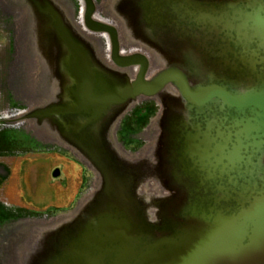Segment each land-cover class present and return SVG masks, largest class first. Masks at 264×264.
<instances>
[{"label": "water", "instance_id": "95a60500", "mask_svg": "<svg viewBox=\"0 0 264 264\" xmlns=\"http://www.w3.org/2000/svg\"><path fill=\"white\" fill-rule=\"evenodd\" d=\"M14 1L40 98L22 119L98 185L68 217L2 231L8 264H264V0H117L118 27L86 0L85 28L56 0ZM144 100L161 114L132 156L107 131Z\"/></svg>", "mask_w": 264, "mask_h": 264}, {"label": "rangeland", "instance_id": "374dc122", "mask_svg": "<svg viewBox=\"0 0 264 264\" xmlns=\"http://www.w3.org/2000/svg\"><path fill=\"white\" fill-rule=\"evenodd\" d=\"M6 3L7 0H0V141L1 138L7 137L13 140L14 137L16 143L12 144L11 148L15 153L7 152L3 157L11 159V164H15L16 169L19 168V164H24L29 173L31 167L41 174L39 173L35 178L34 186L37 185L36 190H38L36 194H31L26 189L19 193L20 197H16V202L25 201L22 202L23 204L10 202L0 204V236L2 231H6L11 226L14 228L15 224L46 222L65 215L68 217L98 185L96 174L81 157L55 140H53L55 143L49 140L45 142L41 139L42 132L35 121L22 119L31 108L26 103V96L19 97L13 89V84L20 85L22 79L15 82L13 77L20 75L22 78L19 69L26 71L27 68L24 56L21 63H18L19 57L21 58L19 41L21 39L24 41V38H21L17 19L4 9ZM104 17L108 19L110 16L104 15ZM14 71L18 72L15 74ZM159 111L161 106L158 103L153 101L143 103L123 123L119 138L124 142L125 150L132 156H137V152L142 153L153 142L152 135L146 136L145 132L148 130L156 132L154 123ZM24 165L20 167L22 172ZM56 169L61 171L59 178L53 177ZM3 188L4 186L0 185V202H6ZM8 260L6 253L0 251V264H8Z\"/></svg>", "mask_w": 264, "mask_h": 264}, {"label": "flooded vegetation", "instance_id": "af4514ba", "mask_svg": "<svg viewBox=\"0 0 264 264\" xmlns=\"http://www.w3.org/2000/svg\"><path fill=\"white\" fill-rule=\"evenodd\" d=\"M9 1V0H8ZM13 4H16V2L14 0H10ZM57 1V4L62 6L64 9L66 8V12H67V15L69 17V19H71V23H73L75 26H80L79 28H85V19H84V14L86 12V9H87V1L86 0H56ZM117 0H93V5H94V17L97 18V19H100L97 15H102L103 18L104 15H108L112 18L113 14H115V16L117 15V9L115 8V5H117ZM119 1V0H118ZM9 2V3H11ZM113 2V3H112ZM116 2V4H115ZM63 3V4H62ZM66 4L68 6H66ZM100 4V5H99ZM107 4V5H106ZM65 5V6H64ZM11 7H13L14 5L10 4ZM107 6V7H106ZM110 9H109V8ZM102 8V9H101ZM109 9V10H108ZM68 10V11H67ZM108 10V11H107ZM69 12V13H68ZM80 12V13H79ZM83 13V15L81 16V14ZM103 13V14H102ZM70 15V16H69ZM79 17V18H78ZM108 18V20L110 21L111 20V23L115 26L118 27L117 25V22L114 21V19L112 18ZM82 19V20H81ZM107 19V18H106ZM102 21H106L104 19H100ZM73 21V22H72ZM78 22V23H77ZM78 24V25H77ZM103 42V41H102ZM104 43V42H103ZM102 54L104 55L105 52H104V49L102 48ZM104 57H106L104 55ZM47 93H49V87L46 85L45 87ZM57 101H59L57 99ZM152 102L153 100H144V101H141L139 102L137 105H135L133 108H131L129 111L125 112L123 114V116L119 119L120 121L118 122L117 126L115 127V131H107V139H113L115 140L119 145H124V142L120 140L119 138V132L122 128V125L124 122H126V120L135 112L136 108L140 105V104H143V103H149V102ZM155 103H157L156 101H153ZM160 106V105H159ZM161 114V111H159L158 113V116ZM40 125L39 128L41 129L42 127V124H41V120H40ZM43 128V127H42ZM146 136L149 135L151 136V133L149 130L147 132H145ZM157 135V133H156ZM155 135V136H156ZM160 135V133H159ZM105 136H106V133H105ZM157 137H159L157 135ZM41 139H43L45 142V138L42 137ZM144 141V139H143ZM52 143H55L53 141H50ZM7 152H12V153H15V151H11V150H0V153H3L1 154L0 156H3L4 154H6ZM3 172V176H5V174L7 173L6 172V169L3 168L2 170Z\"/></svg>", "mask_w": 264, "mask_h": 264}, {"label": "crops", "instance_id": "0c3cea01", "mask_svg": "<svg viewBox=\"0 0 264 264\" xmlns=\"http://www.w3.org/2000/svg\"><path fill=\"white\" fill-rule=\"evenodd\" d=\"M10 165H12L11 159L0 156V185L4 186L3 193L6 198L4 199L6 202H0V204L3 203L8 204L9 202L12 204H23L25 201H22L23 203L22 202L17 203L16 197L17 196L20 197L19 193H21L26 189L31 194L32 193L36 194L38 192V190H36L37 185L36 187L34 185L36 183L35 178L40 172L38 171L36 172V169L33 170V168L30 167L29 171L31 172L29 173L28 168H25L24 164H19V168L24 165L23 172L20 171L22 170L21 168L16 169L14 166L15 164L12 166ZM3 168L6 169L7 172L5 176H3V172H2ZM21 188L23 190H21Z\"/></svg>", "mask_w": 264, "mask_h": 264}, {"label": "bare ground", "instance_id": "6f19581e", "mask_svg": "<svg viewBox=\"0 0 264 264\" xmlns=\"http://www.w3.org/2000/svg\"><path fill=\"white\" fill-rule=\"evenodd\" d=\"M106 1V0H105ZM10 2V1H9ZM113 3V2H112ZM63 4V3H62ZM100 5V4H99ZM107 5V4H106ZM5 6V7H4ZM4 9L5 10H7V11H9V12H11L13 15H14V17L16 18V19H18V13L15 11V9H13L11 6H10V4L9 3H6V4H4ZM65 6V5H64ZM66 6H68L67 4H66ZM107 7V6H106ZM109 8V7H108ZM102 9V8H101ZM110 9V8H109ZM108 9V10H109ZM2 10V9H1ZM65 10H66V8H65ZM107 10V11H108ZM68 11V10H67ZM4 13V12H3ZM69 13V12H68ZM80 13V12H79ZM7 14H9V13H7ZM103 14V13H102ZM4 15V14H3ZM83 15V13L81 14V16ZM70 16V15H69ZM100 19H104V20H106V21H109L108 19H106V18H103L102 16H100V15H97ZM79 18V17H78ZM109 18V17H108ZM71 20V19H70ZM82 20V19H81ZM111 21V20H110ZM73 22V21H72ZM78 23V22H77ZM76 25V24H75ZM78 25V24H77ZM80 27V26H79ZM17 30V29H16ZM20 43H21V47H20V52H19V56H24L25 55V51H24V49H23V41H22V39L19 41ZM123 46H122V52L123 53H129V52H134V51H142V52H145L146 54H148L149 55V53H148V51L146 50V49H144V48H142V47H126L125 46V44L123 43L122 44ZM102 48L104 49V52H105V56L107 57V59L109 58V54H110V44H109V41L107 40V43L105 44V45H102ZM21 59H22V57L20 58L19 57V60H20V62H18V63H21ZM17 61V60H16ZM23 63V62H22ZM22 66V65H21ZM157 66L156 65H154L153 66V68H152V70L150 71V74H152L154 71H155V68H156ZM22 68H23V66H22ZM19 69V68H18ZM15 72V71H14ZM16 72H18V71H16ZM16 72H15V74H16ZM21 73V75H22V78H20V75L18 76H15V74H14V76L15 77H13V78H15V82H19V81H21L20 79H22V83L20 84V85H17L16 83L15 84H13V89L15 90V92H16V94L19 96V97H24V96H26V103H28V106L29 107H32L33 106V104H35V103H37V102H39L40 101V98L37 96V94L35 93V89H34V91H32L31 89H33L34 88V86L36 85V83L35 82H33V80H32V75H29V73L27 72V71H22V70H20L19 69V74ZM18 74V73H17ZM29 80H30V82H29ZM37 91V90H36ZM22 99V98H21ZM24 104V103H23ZM8 117V116H7ZM2 118V117H1ZM35 128V127H34ZM38 131V130H37ZM38 133H40V132H38ZM41 135H42V137L43 136H45L46 138H48V139H50V140H53V138H50L46 133H40ZM143 137V136H142ZM48 139H45L46 141L48 140ZM50 142V141H49ZM52 143V142H51ZM57 145V144H56ZM61 146V145H60ZM70 150V149H69ZM71 152V151H70ZM4 204V203H3Z\"/></svg>", "mask_w": 264, "mask_h": 264}, {"label": "trees", "instance_id": "16d2710c", "mask_svg": "<svg viewBox=\"0 0 264 264\" xmlns=\"http://www.w3.org/2000/svg\"><path fill=\"white\" fill-rule=\"evenodd\" d=\"M1 138L0 141V150H12L11 148L13 147L12 144L16 143L15 138L13 137V140L10 138L5 137L3 140ZM7 139V140H6Z\"/></svg>", "mask_w": 264, "mask_h": 264}]
</instances>
